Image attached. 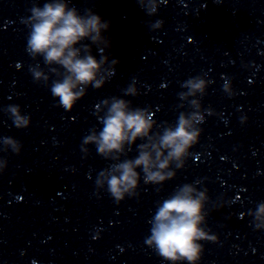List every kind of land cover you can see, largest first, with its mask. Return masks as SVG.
<instances>
[{"label": "clouds", "instance_id": "9594fccd", "mask_svg": "<svg viewBox=\"0 0 264 264\" xmlns=\"http://www.w3.org/2000/svg\"><path fill=\"white\" fill-rule=\"evenodd\" d=\"M136 2L148 16H153L161 0ZM30 12L31 15L23 21L29 27L27 51L33 59L43 57L48 71L58 77L51 82V94L58 99V106L71 111L86 95L89 86L100 89L115 74L119 60L109 58L107 50L112 42L103 35L110 28V21L102 20L91 9L81 15L77 8L69 7L68 0H48L43 7L34 5ZM163 24V20H157L148 27L157 30ZM85 40L91 44L82 43ZM92 45L102 54L99 59L92 54ZM30 72L34 81L48 85L50 76L38 63L30 67ZM136 83L133 77L123 90L125 96L139 95ZM210 83L204 76H195L181 84L187 91L178 93V96L192 111L180 112L174 124L158 125L150 109L134 108L129 100L116 96L105 99L97 112L102 129H90L81 145L85 155L89 154L88 145H95L98 155L117 161L100 171L95 181L97 190L106 187L119 204L126 196L138 195L141 173L137 169L142 171L145 184L162 185L174 179L176 170L185 167L189 150L199 141L202 132L199 125L205 119V112L214 114L211 109H203L197 98L206 94ZM223 90L229 96L234 95L231 82H225ZM184 106L181 103L178 107ZM5 112L16 128L30 126L31 117L22 114L19 105H9ZM246 120L247 117L241 118L242 123ZM154 127L162 130L153 134ZM137 140L144 142L136 145ZM2 142L5 151L11 149L20 154L22 144L18 140L4 137ZM133 145H136L138 155L121 161V156L126 155ZM6 168L7 161L0 159V173ZM198 184L199 180L179 186L157 204L149 220L150 235L145 238V244L170 264H198L204 251L201 241H218V237L205 227L209 196L206 188L198 189ZM249 215L253 217L255 229H264V202L259 203L254 211L250 210Z\"/></svg>", "mask_w": 264, "mask_h": 264}]
</instances>
